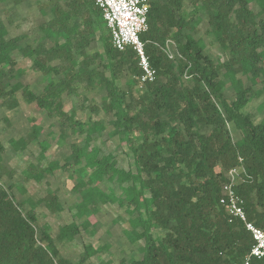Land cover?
Listing matches in <instances>:
<instances>
[{
  "label": "trees",
  "instance_id": "obj_1",
  "mask_svg": "<svg viewBox=\"0 0 264 264\" xmlns=\"http://www.w3.org/2000/svg\"><path fill=\"white\" fill-rule=\"evenodd\" d=\"M52 1L55 16L45 39L36 45L21 44L22 35L7 38L0 21V99L4 106L16 108V93L21 90L28 103L84 134L82 145L72 144L74 164L85 160L89 169L88 179L82 177L79 186L84 189L79 216L93 214L99 202L108 201L110 194L99 188L100 183L116 181L122 192L120 197L112 194V200L126 208L127 233L133 242H145L142 258L132 264L243 261L252 236L240 221H229L220 197L226 172L242 157L249 177L237 191L249 219L264 228V117L255 122L243 111L264 93V0H191L192 15L182 13L185 0H149L148 29L140 36L155 78L146 79L137 95L135 85L145 74L139 55L132 47H114L109 29L103 31L108 26L95 0H66L67 8L61 0ZM251 2L258 4L259 11ZM200 9L208 13L206 31L229 55L223 62L208 55L204 41L194 34L198 23L194 15ZM100 30L104 53H88ZM169 38L179 53L175 61L165 51ZM16 50L33 59L32 66L48 77L41 90L13 82ZM125 72L132 77L127 90L118 84ZM185 74L190 76L188 82ZM242 76H249L252 85L261 84V89L247 86ZM84 86L105 91L102 104L88 107L95 114L112 116L111 134L127 145L134 168L119 167L113 153L105 154L93 143L95 133L101 135L106 129L102 121L82 122L65 109L64 94H78ZM226 87L234 91V99L227 98ZM228 123L241 138L234 141ZM205 127L210 131L204 132ZM33 134L12 141L13 147L25 149L37 137ZM46 148L47 144L43 154ZM62 166L50 161L32 176L40 181ZM12 189V184L0 183V264H74L61 255L48 228L38 233L37 213L34 208L23 210ZM40 200L51 210L59 205L55 191ZM89 224L85 219L84 225ZM154 229L163 234H155ZM79 232V225L72 223L61 227L58 237L72 239ZM122 264L128 263L123 259Z\"/></svg>",
  "mask_w": 264,
  "mask_h": 264
},
{
  "label": "rangeland",
  "instance_id": "obj_2",
  "mask_svg": "<svg viewBox=\"0 0 264 264\" xmlns=\"http://www.w3.org/2000/svg\"><path fill=\"white\" fill-rule=\"evenodd\" d=\"M66 0H61L67 8ZM52 0H0V21L7 29V38L24 36L21 44L27 42L36 45L45 39L50 20L55 16L52 9ZM254 11H259L256 2H251ZM194 5L191 0H185L182 13L191 14ZM194 17L198 20L197 31L194 33L205 43V52L216 60L217 63L227 60L228 53L216 42L213 35L206 30L209 28L208 13L200 9ZM82 19V18H80ZM108 33V28L103 29ZM102 31V32H103ZM101 30L96 33L95 40L87 48L88 53H104ZM101 37V38H100ZM167 49L171 53L169 57L176 60L179 56L174 39L169 38ZM48 44H51L49 41ZM173 54V56H172ZM17 64L15 66V79L13 82L21 81L29 84L35 90H41L48 82V77L34 68L33 59L25 58L20 51L13 52ZM81 56H79L80 58ZM101 58L99 57L98 61ZM57 61L53 62L56 63ZM129 73H123L118 84L125 90L128 89L127 82L131 79ZM247 86L261 89V84L252 85L249 76H242ZM184 80H190L189 75H184ZM144 81L141 79L135 85V93L139 94L144 89ZM78 94H64V106L67 111L74 112L75 117L82 122L91 123L100 120L106 125L101 135L93 143L98 145L105 154L113 153L117 157L118 166L124 169L134 168L133 156L124 143H120L117 136L111 134L112 116L104 113L95 114L88 107L89 104H102L105 91L98 86L80 87ZM226 96L229 100L235 98V93L230 87H226ZM16 97L21 101L18 109L7 110L0 108V139L5 143V151L0 153V183L6 187L13 185L14 192L22 204L23 210L34 208L38 215V233L48 228L55 240L61 255L74 264H122L125 259L128 264L141 259L143 256V239L133 242L130 235L126 208L118 201L112 200V194L121 195V188L116 181H107L99 184L107 195V202H99L97 211L90 215L79 216V204L83 201V187L80 186L82 177L88 179L89 169L85 166V160L81 165H75L72 159V144L82 145L85 141L84 134L73 129L70 122L63 124L56 115H50L44 109H39L33 103H28L19 90ZM86 98V100L84 99ZM264 93L254 97L244 108L245 113H250L255 122H260L264 117ZM234 141L241 138V133L234 129L232 123H228ZM33 134L32 132H34ZM204 132H209L210 127H205ZM30 134L37 135L35 139L24 149L27 153H16L12 141H18L20 137L26 139ZM25 135V136H24ZM11 138V139H10ZM17 139V140H15ZM47 144L45 153L43 146ZM50 161H57L64 165L49 173L42 180L32 176L34 170L46 166ZM66 164V165H65ZM33 166V167H32ZM35 168V169H34ZM2 170V171H1ZM227 173V172H226ZM49 191H55L59 198L56 210H51L43 199ZM85 219L90 223L84 225ZM77 223L80 232L72 239L59 238L60 228ZM155 234H163V231L154 229ZM85 258V260H82Z\"/></svg>",
  "mask_w": 264,
  "mask_h": 264
},
{
  "label": "built area",
  "instance_id": "obj_3",
  "mask_svg": "<svg viewBox=\"0 0 264 264\" xmlns=\"http://www.w3.org/2000/svg\"><path fill=\"white\" fill-rule=\"evenodd\" d=\"M95 3L103 12L114 47L119 50L132 47L139 55L140 65L145 71L142 80H153L155 70L149 64L140 36L148 29L149 0H95ZM167 42L165 51L170 57ZM239 161V164L231 167L226 173L227 182L220 197V204L224 207L229 221H240L252 236L250 251L243 261L236 264H254L253 260H264V228L249 219L245 200L237 191V187L249 177L242 157H239Z\"/></svg>",
  "mask_w": 264,
  "mask_h": 264
},
{
  "label": "crops",
  "instance_id": "obj_4",
  "mask_svg": "<svg viewBox=\"0 0 264 264\" xmlns=\"http://www.w3.org/2000/svg\"><path fill=\"white\" fill-rule=\"evenodd\" d=\"M19 101V105H21V101L20 100H18ZM1 102H2V99H0V108L1 109H3V108H7V110H16V109H18V107H16V108H8L7 106H4L3 104H1ZM33 104V103H32ZM25 136V135H24ZM26 137V136H25ZM25 137H20V138H25ZM11 139V138H10ZM15 140H17V139H15ZM0 142L5 146V143L0 139ZM11 144H12V142H11ZM13 146V145H12ZM16 150V149H15ZM14 152H16V153H22V154H24V153H27V151H25L24 149H18L17 151H14Z\"/></svg>",
  "mask_w": 264,
  "mask_h": 264
}]
</instances>
